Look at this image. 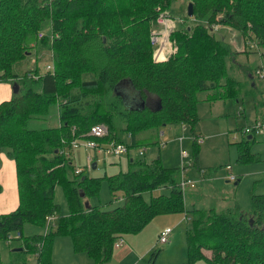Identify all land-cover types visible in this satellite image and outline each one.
<instances>
[{"label":"trees","instance_id":"trees-1","mask_svg":"<svg viewBox=\"0 0 264 264\" xmlns=\"http://www.w3.org/2000/svg\"><path fill=\"white\" fill-rule=\"evenodd\" d=\"M171 1L0 0V81L18 84V92L0 103V153L15 162L18 191L16 209L0 214V240L8 242L11 232H21L27 223L45 227L46 217L53 215L45 233L18 237L22 250L35 256V264H51L55 235L70 236L75 252L104 264L124 234L139 233L158 215L183 212L186 220L189 216L188 261L177 264L197 259L206 264H264V194L250 192L249 210L235 202L219 212L214 207L188 211L179 166H164L159 157L134 158L126 172L105 177L111 194L119 192L121 200L108 208L90 203L99 193L100 178L83 170L76 173L73 166L71 142L92 138L86 134L94 124L107 127L106 135L96 138L100 144L121 142L108 125L115 116L132 137L145 129L181 124L189 126L197 148L198 93L209 92L208 101L238 100L241 82L228 72L234 52L213 27L223 24L243 37L250 33L264 46V0H185L193 5L192 17L186 16L191 23L170 31L172 51L155 61L151 28L160 14L170 16ZM45 53L52 70L41 72L35 65L16 71L29 55L38 61ZM261 71L257 67L254 75L260 77ZM247 74L251 81L253 72ZM126 85L144 107L126 104ZM149 96L157 100L147 103ZM54 108L59 125L27 128L30 119H45ZM246 152V147L238 152L240 162ZM57 186L66 199L65 213L54 199ZM14 264H29L28 258Z\"/></svg>","mask_w":264,"mask_h":264},{"label":"rangeland","instance_id":"rangeland-1","mask_svg":"<svg viewBox=\"0 0 264 264\" xmlns=\"http://www.w3.org/2000/svg\"><path fill=\"white\" fill-rule=\"evenodd\" d=\"M187 4L185 0H172L168 9L170 10V16L167 17L164 14H160L157 18V24L151 28V37L155 33L159 34L157 43H154V45L157 44L154 46L155 61L161 60L159 55L163 51L171 53L172 45L169 41L171 29L186 26L184 22L189 21L186 17ZM162 16H164L163 19H161ZM165 26L167 33L169 32L167 42L162 49L158 50L159 46L164 44L161 31H163ZM215 27L216 36L224 39L234 52L230 60H228V72L241 82V91L238 95L240 100L237 102L235 99L225 98L208 101L206 97L209 92H199L198 98L200 99L195 106L197 117L195 131L198 135L203 136L204 141L197 148H194L189 126L181 124L174 123L160 126L158 129H145L138 133V137L141 140V144L154 142L155 144H150L149 147L152 149L151 151H155V154L146 152L143 156L137 153L139 152L138 148L131 146V140L128 137L123 120L115 116L111 120V124L110 122L108 124L111 135L127 144L130 147L128 151L118 155L105 153L103 150L95 151L87 148L83 141L71 150L72 163L75 168L80 167L79 169L89 176L100 178L99 193L90 197V203L94 205L100 204L108 208L119 205L121 203L120 193L111 194L105 177L117 174L120 171L126 172L128 170V161L134 156L136 158L145 157L147 161L156 155L160 156L159 152L165 156V152H170L174 144L176 145V164L174 165L179 166V154L181 151L187 154V157H185L187 166L184 173L185 177L189 178L194 184L197 180L195 174L198 171L204 172L206 177V180L197 183L191 194H188L187 188L184 189V200L188 211L193 207H214L219 212L231 207L235 202L243 210H249L250 192L264 194V132L255 133L252 139H248L247 134L243 131L248 125L251 126V123L256 119L264 121V46L257 43L250 33L243 37L238 30L229 26L217 24ZM34 58V55H29L20 63L19 67H16V71L18 73L24 72L30 67L33 68L38 65L41 68L40 71L44 72L46 65L51 63L48 53H45L38 61H35L36 58ZM257 67L263 70L260 77L258 74L254 75ZM247 70L253 72L251 81ZM131 89L129 85H126L122 89V93L126 97L125 100L132 97L135 98V100L132 99V102L126 100L128 105L137 106L135 104L140 102V97L137 92ZM250 90L253 92H250ZM239 105L240 108H238ZM239 112H241V115H238ZM56 125L57 111L53 109L49 117L45 119L32 118L27 122V128L30 129H41ZM175 136H177L176 141H173ZM180 142H183L182 148L179 147ZM109 143L102 142L100 146L107 148ZM157 145H160V149ZM243 147H246L247 152L244 162H240L238 152ZM160 160H162L161 162L164 166L171 165L165 159L163 161L162 157ZM93 163H95L94 168L92 167ZM227 166L232 167L233 174L237 175L236 178L239 179L238 182H236L237 180L229 179L231 170H228ZM155 193L158 192L156 191ZM145 197L148 199L149 194L146 193ZM54 199L60 206V210L65 213L67 211V203L60 186L55 189ZM185 215L184 212L162 214V216L158 215V217L151 220L144 227L145 229H142L143 232L138 243L137 251L140 254L144 252L143 257L138 256L137 260L132 261L133 254H130L127 258H119L113 254L112 258L104 264H146L150 260L155 261V264H177L188 261L186 227L189 224V216H187L186 220ZM161 218H169L170 223L168 226H170V229L173 227L174 230L173 233L169 234L166 243L158 241L159 226L163 224ZM174 221L176 222L174 223ZM164 229H166V226L162 230ZM22 231L23 236L28 237L34 234H42L44 228L43 226L27 223L22 227ZM16 234V231L11 232L10 236L12 239L8 242L4 239L0 240V264H14L25 256L28 258L29 264H35L36 259L33 254L25 253L23 250H13L22 247L21 239H18ZM175 234L176 236L173 237ZM124 235L125 240L135 236L132 234ZM117 249H114L115 252ZM155 251L157 252L153 257ZM50 252L51 264H93L92 260L84 252L74 251L71 238L67 235H55ZM204 252L207 255L210 254L207 251ZM193 264H206V262L204 259H197Z\"/></svg>","mask_w":264,"mask_h":264},{"label":"crops","instance_id":"crops-1","mask_svg":"<svg viewBox=\"0 0 264 264\" xmlns=\"http://www.w3.org/2000/svg\"><path fill=\"white\" fill-rule=\"evenodd\" d=\"M163 31L167 34V31H166V26L163 28ZM154 45V44H153ZM155 45H157V44H155ZM154 45V46H155ZM158 50H160V47L158 48ZM168 55H169V53L167 52H162L160 55H159V59H161V60H164V59H166L167 57H168ZM15 83V82H14ZM14 83H10V81H0V103L1 102H3V101H7V100H10L11 98H12V96L16 93V92H18V90L17 91H15L14 92V90H13V88H12V86H13V84ZM140 97V96H139ZM124 98H126V97H124ZM132 99H134L135 100V98L134 97H132V98H128V99H126V100H128L129 102H132ZM151 99H155V97L154 96H149V98H147V103H149L150 102V100ZM125 100V101H126ZM155 100H157V99H155ZM238 100H240L239 98H238ZM238 100H236L237 102H238ZM140 101L141 102H144V101H142L141 100V98H140ZM145 104V103H144ZM141 106H142V103H141ZM145 106V105H144ZM238 108H240V105L238 106ZM53 110H55V111H57L56 110V108H54ZM238 115H241V112H239L238 113ZM256 122H261V123H264V121H259L258 119H256L253 123H251V125L252 124H254V123H256ZM99 124H103V123H99ZM123 124H124V122H123ZM57 125H59V118H58V111H57ZM56 125V126H57ZM105 125V124H104ZM106 126V125H105ZM162 126H165V125H162ZM247 126V125H246ZM249 126V125H248ZM52 127H54V126H52ZM160 127V126H159ZM154 129H156V128H154ZM160 133V132H159ZM252 133H253V135L255 134V132H251V133H246L247 134V137H252L253 135H252ZM127 134H128V137L130 138V140H131V146H133V147H135V148H138V151L139 152H137L138 154H141V156H143V155H145L146 154V152H153V153H150V154H155L154 152L155 151H151L152 149H150V147H149V145H143V144H141V140L139 139V137H138V134L136 135V136H131V134H129V132H127ZM179 135H181V134H179ZM199 136H202V135H200L199 134ZM176 137L177 136H175L174 137V139L175 140H173V141H176ZM203 137V136H202ZM181 139V138H180ZM204 141V140H203ZM132 143H133V145H132ZM142 145V146H140V145ZM149 144H152V145H154L155 143L154 142H150ZM182 144H183V142H180V145H179V147L180 148H182ZM201 144V143H200ZM158 146V145H157ZM160 146V145H159ZM158 146V147H159ZM130 148V147H129ZM128 148V149H129ZM74 148H72L71 147V149L70 150H73ZM159 149H160V147H159ZM69 150V151H70ZM93 150H95V149H93ZM142 150V153H140V151ZM69 151H68V153H69ZM96 151V150H95ZM128 151V150H127ZM160 151V150H159ZM71 153V152H70ZM159 155L160 156H155V157H153L152 159H155V158H157V157H159L160 159H161V157H162V159H163V161H164V159H165V161H168V162H170V164L171 165H165V166H167V167H172V166H176V165H174V164H176V145L174 144L172 147H171V149H170V152H165V156H164V154H161L160 152H159ZM140 157V156H139ZM134 158H136V156H134V157H132L130 160H132V159H134ZM141 158V157H140ZM144 159H145V157H144ZM151 159V160H152ZM256 159V158H255ZM162 161V160H161ZM179 161H180V163H181V153L179 154ZM76 168H78V167H76ZM80 168V167H79ZM179 168H180V164H179ZM187 169V166H186V168L184 169V171H183V173H185V170ZM229 170H231V174L232 175H234L235 176V179L234 180H237L236 182H238L239 181V179H237L236 178V176L237 175H235V174H233V172H232V167L230 166V169ZM204 172L203 173H201V170L200 171H198V173L197 174H195V176H197V177H195L197 180L195 181V184H194V186H192V187H190V186H187L186 188H187V192H188V194L190 193H192L191 191H192V189H194L196 186H197V183L199 182L200 183V181H202V180H206V177L204 176ZM193 175V174H192ZM184 177H185V174H184ZM186 178V177H185ZM189 179V178H188ZM207 180H210V179H207ZM161 191H163V189H161ZM157 192H159V190L157 191ZM89 203V202H88ZM18 206V191H17V180H16V168H15V162H14V160L13 159H11V158H9L4 152H1L0 153V214H3V213H8V212H11V211H13L14 209H16V207ZM174 214V213H173ZM160 216H162V215H160ZM156 217H158V216H156ZM156 217H154V218H156ZM153 218V219H154ZM152 219V220H153ZM162 220V223L163 224H161L160 226H159V233L158 234H160V232L162 231V229L164 228V226H166V228L168 227V228H170V226H168L169 225V223H170V220H169V218H161ZM155 221H158V220H155ZM176 221H174V223H175ZM44 228V232H45V227H43ZM176 228V227H175ZM145 229V228H144ZM143 229V230H144ZM143 230L142 231H140L139 233H137V234H134L135 236H133V237H130V238H128V240H125L124 238V242H123V244L120 246V247H118V249H117V251L115 252V250L113 251V254H115L116 256H118L119 258H122V257H129V255L130 254H133V257H132V261H135V260H137L138 259V256H142L143 257V254H144V252L142 253V254H140V253H138V251H137V248H138V243H139V241H140V239H141V233L143 232ZM173 227H171V232L170 233H173ZM17 232V231H16ZM43 232V233H44ZM21 235H23V231H21ZM176 236V234L175 235H173V237H175ZM140 237V238H139ZM158 237H159V235H158ZM125 244V245H124ZM148 250V249H147ZM146 250V251H147ZM145 251V252H146Z\"/></svg>","mask_w":264,"mask_h":264},{"label":"built area","instance_id":"built-area-1","mask_svg":"<svg viewBox=\"0 0 264 264\" xmlns=\"http://www.w3.org/2000/svg\"><path fill=\"white\" fill-rule=\"evenodd\" d=\"M163 18H164V16H162L161 19H163ZM213 28L216 29L215 26ZM161 33L163 35L162 41H164V44H162V46H159L160 49H162V47L166 44L169 32L167 33V36H166V33L164 31H161ZM39 36H41V35H39ZM158 38H159V34L155 33V35H153L151 37V43L152 44L157 43ZM45 69L52 70V66L48 64V65H46ZM243 131H245V133L264 132V123L256 122V123H254L251 126L245 127ZM106 133H107V127L104 124H94L93 126H91L89 132H87V134H86L87 136H91L92 138L87 139V140H81V141L85 142V146L87 148H91V149H95V150H103L105 153H113V154L118 155V154H122V153H124V152H126L128 150L127 144H125L123 142H116V141H111L107 148H102L100 146V143H98L96 141V138H102L103 136L106 135ZM81 141L73 140L71 142V147L72 148H76L80 144ZM197 142L199 144L202 143L203 142V137L199 136L198 139H197ZM140 153H142V150L140 151ZM185 157H187V154L185 152L181 151L180 185H181V188L183 189V191H184V189L187 186H190V187L194 186V183L190 179H187V178L184 177L183 171L186 168ZM227 169L229 170L230 166H227ZM75 171H76V173H79L80 169L76 168ZM229 179L230 180H234L235 176L232 175L231 173H229ZM53 220H54V216L53 215H49V216L46 217L45 232L48 230V228L52 224L51 222ZM170 232H171L170 228H166V229L162 230L160 232V234H159L158 241L161 242V243H166L168 241V236H169ZM16 236H17V238L20 237L21 236V232L17 231ZM8 238H9V241H10V239H12L11 236H8ZM123 242H124L123 238H119L118 240L115 241L114 247L115 248L120 247L123 244Z\"/></svg>","mask_w":264,"mask_h":264},{"label":"water","instance_id":"water-1","mask_svg":"<svg viewBox=\"0 0 264 264\" xmlns=\"http://www.w3.org/2000/svg\"><path fill=\"white\" fill-rule=\"evenodd\" d=\"M187 15L189 16V17H191L192 15H193V5H192V3L191 2H189L188 4H187ZM12 88H13V90H14V92L15 91H17L18 90V84L15 82L14 84H13V86H12ZM126 102V101H125ZM141 103H142V107H144V102H138V104H137V102H136V104L135 105H141ZM126 104H127V102H126ZM128 105V104H127ZM128 106H133V105H128ZM158 106L160 107L161 106V102H160V100H158ZM155 110V109H154ZM248 139H250L251 137L249 136V137H247ZM92 167L94 168L95 167V163H93L92 164ZM81 195L83 196V193H81ZM88 203H86V205H87ZM13 250H15V251H20V250H22V247H19V248H15V249H13Z\"/></svg>","mask_w":264,"mask_h":264},{"label":"flooded vegetation","instance_id":"flooded-vegetation-1","mask_svg":"<svg viewBox=\"0 0 264 264\" xmlns=\"http://www.w3.org/2000/svg\"><path fill=\"white\" fill-rule=\"evenodd\" d=\"M154 102L152 101V104H153Z\"/></svg>","mask_w":264,"mask_h":264}]
</instances>
